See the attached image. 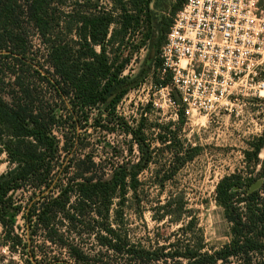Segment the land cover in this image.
<instances>
[{
	"label": "rangeland",
	"instance_id": "rangeland-1",
	"mask_svg": "<svg viewBox=\"0 0 264 264\" xmlns=\"http://www.w3.org/2000/svg\"><path fill=\"white\" fill-rule=\"evenodd\" d=\"M129 2L54 0L50 7L51 15L59 21L54 26V35L63 40L74 38L76 18L81 14L103 13L113 17L106 38L111 39L116 32L113 43L106 45L109 59L116 57L114 66L123 64L120 77L130 79L139 72L143 74L138 84L112 109L105 110L104 105L98 104L82 110L74 107L71 97L59 98L46 79L51 77L46 47L32 23L20 15L18 26L13 28L25 41L27 63L21 65L10 57H0L1 95L7 102L14 101L45 120L54 114L51 128L59 142L60 157L53 167V181L45 191L41 193L32 176L25 185L10 193L13 206L19 205L20 210L12 223V239L5 240L4 228L0 225V264H25L26 259L38 262L67 259L64 244L71 243L89 255L101 250L106 264H125V258L101 247L97 241L103 222L101 213H97L102 212L99 204H78L77 194L72 191L66 210L76 212L75 218L60 214L45 225L37 215L44 198L56 196L68 184L73 186L81 174L96 181L110 178L114 169L129 172L142 156L137 145L140 138H144L147 147V162L138 173L139 185L135 191L126 190L121 206L114 199L108 214L118 234L137 246L149 250L163 247L166 252L185 244H201L203 251L211 253L228 243L231 225L214 199L216 184L223 176L239 174L243 178H255L254 183L259 182L257 188L264 198V174L260 175L264 169V145L257 163L249 162L243 154L251 148L249 142L259 137L264 139V99L247 105L237 116L222 114L217 120L183 117L179 122L180 111L175 115V109L166 102L155 83L162 44L152 45L158 40L156 31L146 38L149 21L141 16L139 26L117 48L122 5L135 13ZM175 3L176 0H148L150 21L172 20ZM17 75L18 86L14 84ZM171 96L178 101L174 92ZM131 131H136L137 137ZM177 142L182 150L196 147L198 151L191 159L181 162L172 154ZM9 167L6 154L0 152V175ZM171 170L175 173L164 180Z\"/></svg>",
	"mask_w": 264,
	"mask_h": 264
},
{
	"label": "trees",
	"instance_id": "trees-1",
	"mask_svg": "<svg viewBox=\"0 0 264 264\" xmlns=\"http://www.w3.org/2000/svg\"><path fill=\"white\" fill-rule=\"evenodd\" d=\"M53 1L0 0V57H10L21 65L27 63L25 41L20 39L19 34L14 33L13 30L15 25L18 26V18L21 15L32 23L41 43L46 47V64L51 70L49 71L51 77H46V79L57 92L58 97H71L75 103L74 107L82 110L91 109L98 104L104 105L105 110L112 109L129 89L138 84L143 74L139 72L137 76L130 79L120 77L123 64L114 66L116 57L109 59L106 45L113 43L116 32L111 39L106 38L113 23V17L103 13L81 14L76 18L74 38L59 39L54 35V26L59 25L58 18L50 13ZM129 1L135 13L129 12L122 5V22L117 32L120 34L117 48L120 49L124 38L139 26L141 16L149 21L146 38L149 39L156 31L159 34L158 40L152 45L159 47L164 42L172 20L161 18L158 23H154L150 21L148 0ZM184 2L185 0H176L172 14ZM258 5L264 13V0H259ZM169 80L170 75L166 74L163 80L156 78L155 83L157 86H164L169 83ZM14 82L16 86L20 84L18 75ZM180 115L179 122L183 120L181 112ZM54 120V114L45 120L37 114L28 112L14 101L7 102L0 92V152L3 151L6 154L10 164L9 169L0 175V225L4 228L5 240L13 238L12 223L20 210L19 205L13 206L10 193L25 185L32 176L41 187V193L53 181V167L56 166L60 157L59 142L51 128ZM131 133L137 137L136 131H131ZM137 145L142 156L129 172L124 169H114L110 178H99L96 181H93L92 177H84L81 174V179L74 182L73 186L68 184L56 196L44 198V200L51 199L49 202L42 201L37 217L45 225L60 214L70 219L75 218L76 212L69 213L66 210L69 193L75 191L78 204H99L102 207V212L97 210L103 218L100 224L102 232L97 241L101 247L125 258V264H182L181 260L184 264H264V198L260 195L259 188L250 190V185L254 183L255 178H243L239 174L223 176L215 187L214 199L223 208L224 217L231 225V239L221 248L209 253L203 251L201 244H185L164 252L163 247L149 250L121 237L109 222L108 214L115 203L114 199H118L115 204L121 206L126 190L135 191L139 185L138 173L147 162L145 159L147 147L144 144V138H140ZM249 145L251 148L243 154L249 162L257 163L264 139L256 138L249 142ZM197 151L196 147L182 150L177 142L172 154L175 159H181V162H184L191 159ZM91 166H93L92 162ZM174 173L175 171L171 170L163 179L171 178ZM263 174L264 169L260 175ZM15 239L19 244L18 236ZM64 245L68 250L67 259H56L49 262L26 259L24 263L106 264L101 250L89 255L77 244Z\"/></svg>",
	"mask_w": 264,
	"mask_h": 264
},
{
	"label": "built area",
	"instance_id": "built-area-1",
	"mask_svg": "<svg viewBox=\"0 0 264 264\" xmlns=\"http://www.w3.org/2000/svg\"><path fill=\"white\" fill-rule=\"evenodd\" d=\"M259 0H185L158 52V86L185 120L240 115L264 99V13ZM174 92L178 101L171 96Z\"/></svg>",
	"mask_w": 264,
	"mask_h": 264
},
{
	"label": "water",
	"instance_id": "water-1",
	"mask_svg": "<svg viewBox=\"0 0 264 264\" xmlns=\"http://www.w3.org/2000/svg\"><path fill=\"white\" fill-rule=\"evenodd\" d=\"M259 182H255L254 185L250 187V190L256 189Z\"/></svg>",
	"mask_w": 264,
	"mask_h": 264
}]
</instances>
